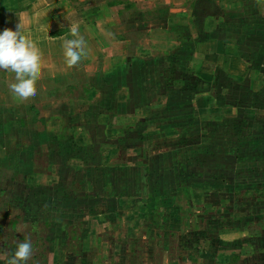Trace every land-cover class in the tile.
Here are the masks:
<instances>
[{
	"label": "crops",
	"instance_id": "crops-1",
	"mask_svg": "<svg viewBox=\"0 0 264 264\" xmlns=\"http://www.w3.org/2000/svg\"><path fill=\"white\" fill-rule=\"evenodd\" d=\"M18 23L26 39L40 49L36 82L44 80L47 88H43V96L38 97V101L33 98L20 100L11 89L16 82L15 73L0 69L1 76H11L9 97L0 101V109L15 119V126L7 122L10 130H20L29 136L51 134V127L46 122L50 120L48 108L54 107V120L58 118L60 122L69 123L67 130H73L72 136H79V147L82 143L84 147L90 145L94 152L95 135L106 144L101 146V158H105L106 163L113 162L110 166L128 167L136 160L139 170L145 168L144 174L136 178L123 169L124 177L117 183L137 184L144 192H149L146 195H151L152 185L160 181L158 176L147 172L148 167L152 168L148 154L154 148L146 145L143 137L165 136L175 127V118L171 114L170 126L166 130L158 126L154 132L148 126L152 120L148 104L158 101L159 95L152 99L145 93L154 80L163 83L161 86L172 83L171 87L175 88L179 84L178 78H182L186 96L191 94L192 97L181 102L182 105L190 104L191 109L184 115L181 126L190 127L195 120L210 126L234 121L236 125L230 134L235 138V166L244 165L247 161L242 154L249 152L254 167L251 175L245 176V182L264 190L261 186L264 185V0H0V31L5 28L15 30ZM72 27H78L79 36L85 41L83 56L86 58L80 66L69 67L63 44L65 39L76 38L70 35ZM94 42L98 51H94ZM177 72L181 74L174 78L173 74ZM57 75L68 78L53 83L51 79ZM55 90L58 91L52 93ZM177 96L175 93V100ZM103 103L139 104L140 109L139 113L112 109L103 112L100 109ZM19 109L22 112L19 113ZM190 118L194 120L186 123ZM63 123L59 128L62 129ZM183 130L191 132L187 128L180 132ZM198 131L201 132L200 127ZM215 132H210L208 127L200 135L204 139L213 138L218 134ZM131 135H137V138L131 140ZM248 140L249 148L244 147ZM32 143L35 145L31 152H34L38 145ZM134 143L139 146L131 147ZM15 144L11 140L0 143V152L14 151ZM178 148V144L172 145L170 153ZM122 151L126 152L123 159ZM81 156L75 163H67L68 173L64 172L62 178L65 187L76 180L83 183L84 176L87 184H95L94 159L89 161L93 160V165L88 166L87 159ZM81 169L85 170L79 174ZM27 175H30L29 171ZM239 178L244 181L242 176ZM83 189L85 193L86 188ZM70 196L80 200L86 198L76 194ZM149 232L151 239L153 230ZM149 232H145L144 238L149 237ZM249 239L244 235L240 240H225L229 250L237 251L225 254L223 248H219L216 261L236 264L233 255L239 250L238 263L258 262L262 253L245 256L243 252V247L254 248ZM156 243L158 249L159 241ZM258 243V247L262 245ZM91 246H94V238ZM172 254L163 251L161 258L146 264H177L179 254ZM181 259L189 263L196 258L187 253Z\"/></svg>",
	"mask_w": 264,
	"mask_h": 264
},
{
	"label": "rangeland",
	"instance_id": "rangeland-1",
	"mask_svg": "<svg viewBox=\"0 0 264 264\" xmlns=\"http://www.w3.org/2000/svg\"><path fill=\"white\" fill-rule=\"evenodd\" d=\"M94 51H98L95 42ZM85 58L81 57L78 66ZM180 74L174 73V78ZM67 78L57 75L51 80L60 83ZM10 79L11 76L0 75V101L9 97ZM182 82L184 79L178 78L179 84L173 88L172 83L161 86L163 83L154 80L145 93L152 99L159 95L158 101L148 104L152 117L148 126L154 132L158 126L164 130L170 126L171 114L175 118V127L165 136L143 137L145 144L154 148L148 154L152 168L148 167L147 172L158 176L160 181L152 185L151 195H146L149 192H144L137 184L117 183L124 177L123 169L136 178L144 174L145 168L139 170L136 160L128 167L110 166L113 162L106 163L105 158H101V146L106 144L95 135L94 152L90 145L84 147L82 143L79 147V136H72L73 130H67L69 123L60 122L58 118L54 120V107L48 108L50 120L46 122L51 134L30 136L20 130H10L7 122L15 126V119L0 109V143L8 140L16 143L14 151L0 152V264H7L16 246L24 241L32 243V254L26 264H146L161 258L163 251L179 254L177 264H221L216 261L219 248H223L225 254L237 251L229 250L226 241L240 240L244 235L254 243L253 249L243 247L245 256L262 253L258 262L249 260L245 264H264V190L245 182V176L253 172L251 156L243 152L242 158L247 162L241 167L235 166V138L230 134L236 125L234 121L210 126L196 120L192 122L194 119L190 118L186 121L192 122L190 127L181 126L184 115L191 112L190 104L182 105L181 102L192 97L191 94L186 96ZM33 87L38 92L33 99L38 101L37 98L43 96V88H47L46 82L39 80ZM135 92L139 93L137 89ZM175 93L178 94L176 100ZM100 109L103 112L107 109L138 112L140 105L103 103ZM208 127L210 132L218 134L204 139L200 133ZM185 128L191 132L183 130L181 133L180 129ZM136 138L137 135H131V140ZM32 142L38 145L34 152H31L35 145ZM176 144L178 150L170 153V147ZM138 146L134 143L131 147ZM246 146L251 147L250 140ZM125 155L122 151L121 158ZM79 156L86 158V162L94 159L96 182L89 185L84 176L83 183L76 180L65 187L62 178L64 172L68 173L67 163H75ZM121 158L120 163L123 162ZM91 165L93 160L88 163ZM75 194L86 198L80 200L70 196ZM150 230H153L151 239ZM146 231L149 237L144 238ZM93 238L94 246H91ZM256 242L262 245L258 247ZM206 245L210 247L205 248ZM187 253L195 256L194 262L184 263L181 258ZM238 253L233 255L236 264H240Z\"/></svg>",
	"mask_w": 264,
	"mask_h": 264
},
{
	"label": "clouds",
	"instance_id": "clouds-1",
	"mask_svg": "<svg viewBox=\"0 0 264 264\" xmlns=\"http://www.w3.org/2000/svg\"><path fill=\"white\" fill-rule=\"evenodd\" d=\"M70 35L76 38L65 39L63 44L64 57L69 67L81 60L85 45L83 37L79 36L78 27H72ZM39 59L40 49L26 39L19 23L15 30L5 28L0 31V69L15 73L16 82L11 85V89L20 100L37 95L33 85L39 79ZM31 254V241L21 242L16 246L7 264H26Z\"/></svg>",
	"mask_w": 264,
	"mask_h": 264
},
{
	"label": "trees",
	"instance_id": "trees-1",
	"mask_svg": "<svg viewBox=\"0 0 264 264\" xmlns=\"http://www.w3.org/2000/svg\"><path fill=\"white\" fill-rule=\"evenodd\" d=\"M261 191V190H260Z\"/></svg>",
	"mask_w": 264,
	"mask_h": 264
}]
</instances>
